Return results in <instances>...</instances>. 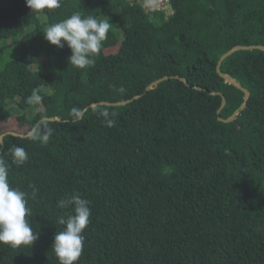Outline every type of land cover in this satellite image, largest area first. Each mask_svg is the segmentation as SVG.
<instances>
[{
	"label": "trees",
	"instance_id": "1",
	"mask_svg": "<svg viewBox=\"0 0 264 264\" xmlns=\"http://www.w3.org/2000/svg\"><path fill=\"white\" fill-rule=\"evenodd\" d=\"M147 1L61 0L32 12L25 0H0V159L38 233L31 246L0 245V264H59L57 218L71 208L57 203L71 195L91 209L75 264H264V51L220 64L250 93L231 121L218 116L233 114L243 92L215 70L231 47L264 45V0ZM74 12L111 24L84 69L43 33ZM41 120L47 144L27 139ZM12 145L26 149L23 165Z\"/></svg>",
	"mask_w": 264,
	"mask_h": 264
},
{
	"label": "clouds",
	"instance_id": "2",
	"mask_svg": "<svg viewBox=\"0 0 264 264\" xmlns=\"http://www.w3.org/2000/svg\"><path fill=\"white\" fill-rule=\"evenodd\" d=\"M25 3L32 12H38L45 8L60 7L61 0H25ZM159 8L167 9L168 4L164 3ZM110 28L111 24L106 19L74 12L67 18L47 26L43 33L45 40L56 48L62 49L67 46L70 49L69 64L84 69L94 65V57L101 52ZM118 91L123 92L124 89L120 88ZM39 99L38 95L33 94L28 97V102L32 103ZM73 113L77 118L81 115L78 109H73ZM101 116L106 126L115 125L116 121L111 118L109 112L103 111ZM42 125L46 126V121L38 122L27 134V139L47 144L52 130L45 131ZM9 152L12 162L16 165H23L29 158L22 146L12 145ZM27 203V194L19 188L10 186L8 166L0 159V245L17 249L31 246L38 239V233L33 230L28 219L31 216V209L27 207ZM89 203L79 195L58 200V208H71L66 216L57 218V223L63 226V230L54 234L51 249L59 264H75L82 255L85 241L83 233L90 223L91 216Z\"/></svg>",
	"mask_w": 264,
	"mask_h": 264
},
{
	"label": "water",
	"instance_id": "3",
	"mask_svg": "<svg viewBox=\"0 0 264 264\" xmlns=\"http://www.w3.org/2000/svg\"><path fill=\"white\" fill-rule=\"evenodd\" d=\"M251 49H259V50H262L264 51V45H260V44H256V45H235L233 47H231L229 50H227L226 52H224L220 57L219 59L217 60V63H216V66H215V70L217 72V74L226 82L232 84L233 86H235L236 88L240 89L242 92H243V101L242 103L240 104V106L237 108V110H235L233 112V114H231L229 117L223 119L222 117L218 116V119L219 120H222V121H231L233 119L236 118V115L240 112V110L244 109L246 106H247V99L249 98V91L244 88L234 77H232L230 74L228 73H225V72H222L220 70V64L222 62V60L229 56L231 53L237 51V50H251ZM168 76H163L159 79H156L155 81L151 82L147 87H146V90L147 89H150L152 86L156 85L157 83H160L161 81H163L164 79H166ZM172 78H177L181 81H183L184 83H188L187 82V79L184 78V77H180V76H172ZM196 88H199L201 89L200 86H195ZM218 94L221 96V104H220V107L219 109L217 110V112L220 111L221 107L224 106L225 104V98L223 96L222 93L218 92ZM139 97L138 95L134 96L133 98H137ZM131 99L129 100H124V101H117V102H98L99 104H105V105H124L126 104L127 102H129ZM96 104V103H95ZM94 104V105H95ZM50 120L53 119V118H49ZM8 133L10 134H13V135H18V136H21V134L19 133H16V132H11L9 131ZM2 136L3 135H0V142L2 141Z\"/></svg>",
	"mask_w": 264,
	"mask_h": 264
},
{
	"label": "built area",
	"instance_id": "4",
	"mask_svg": "<svg viewBox=\"0 0 264 264\" xmlns=\"http://www.w3.org/2000/svg\"><path fill=\"white\" fill-rule=\"evenodd\" d=\"M166 2H167V0H151V1H147V4L151 8H159V7H161V5H163Z\"/></svg>",
	"mask_w": 264,
	"mask_h": 264
},
{
	"label": "rangeland",
	"instance_id": "5",
	"mask_svg": "<svg viewBox=\"0 0 264 264\" xmlns=\"http://www.w3.org/2000/svg\"><path fill=\"white\" fill-rule=\"evenodd\" d=\"M168 9V8H167Z\"/></svg>",
	"mask_w": 264,
	"mask_h": 264
}]
</instances>
